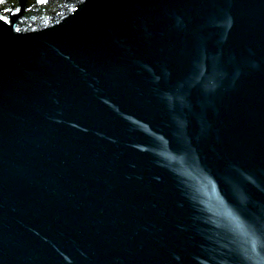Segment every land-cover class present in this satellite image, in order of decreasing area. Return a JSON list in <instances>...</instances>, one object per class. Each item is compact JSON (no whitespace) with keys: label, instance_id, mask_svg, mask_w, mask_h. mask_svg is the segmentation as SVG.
Masks as SVG:
<instances>
[{"label":"water","instance_id":"obj_1","mask_svg":"<svg viewBox=\"0 0 264 264\" xmlns=\"http://www.w3.org/2000/svg\"><path fill=\"white\" fill-rule=\"evenodd\" d=\"M0 15V264H264V0Z\"/></svg>","mask_w":264,"mask_h":264},{"label":"snow or ice","instance_id":"obj_2","mask_svg":"<svg viewBox=\"0 0 264 264\" xmlns=\"http://www.w3.org/2000/svg\"><path fill=\"white\" fill-rule=\"evenodd\" d=\"M37 2L41 3V4H45V3H47V0H37ZM0 3H4V0H0ZM6 11H7V9H6ZM0 20H3V22L5 24L9 23V21L7 20V18L5 16L0 15Z\"/></svg>","mask_w":264,"mask_h":264}]
</instances>
